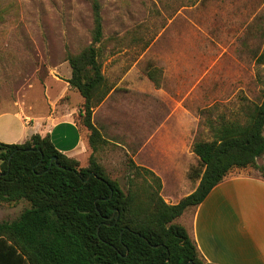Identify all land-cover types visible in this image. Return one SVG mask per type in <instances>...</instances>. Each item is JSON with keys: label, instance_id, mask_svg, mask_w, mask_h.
<instances>
[{"label": "rangeland", "instance_id": "374dc122", "mask_svg": "<svg viewBox=\"0 0 264 264\" xmlns=\"http://www.w3.org/2000/svg\"><path fill=\"white\" fill-rule=\"evenodd\" d=\"M94 1L0 0V114L73 102L66 90L72 74L67 54L92 43ZM97 1L104 33L100 62L112 88L132 69L130 81L149 93L118 87L110 96L117 103L94 109L92 121L106 141L95 156L124 190L135 172L128 166L133 158L162 178L166 202L185 196L195 187L190 175L199 164L193 145L212 141L221 119L233 120L263 101L264 0ZM149 66L160 72L156 93L137 81ZM74 118L84 128L80 110ZM159 131L153 150L146 149L149 135ZM159 146L161 159L151 157ZM247 169L264 175V158ZM28 206L0 203V222L17 219ZM190 216L176 222L189 228Z\"/></svg>", "mask_w": 264, "mask_h": 264}, {"label": "trees", "instance_id": "16d2710c", "mask_svg": "<svg viewBox=\"0 0 264 264\" xmlns=\"http://www.w3.org/2000/svg\"><path fill=\"white\" fill-rule=\"evenodd\" d=\"M93 16L92 43L67 54L68 83L84 100V128L76 123L92 150L88 166L60 152L49 135L0 142V203L29 205L17 219L0 222V264H209L176 220L196 209L231 170L254 167L264 156V98L233 120L221 119L212 127V141L193 145L199 164L190 178L199 184L177 204L163 198L161 178L133 160L128 166L135 172L124 190L95 156L106 141L93 111L113 88L100 62L104 33L97 0ZM146 71L159 86V70Z\"/></svg>", "mask_w": 264, "mask_h": 264}, {"label": "crops", "instance_id": "0c3cea01", "mask_svg": "<svg viewBox=\"0 0 264 264\" xmlns=\"http://www.w3.org/2000/svg\"><path fill=\"white\" fill-rule=\"evenodd\" d=\"M103 73L106 76L104 66ZM131 74L132 69L120 78L117 86H114L102 104L117 103L111 101L110 96L116 92L118 87H127L144 95L149 93L144 88H136L137 83L134 80L130 81ZM145 74L143 79L137 80L138 84L147 82V86L151 87V92L156 93L160 87L148 77L147 71ZM157 78L161 82L160 77ZM66 90L72 96L73 102L64 106L59 103H46V109L42 112L0 114V142L22 144L33 135H49L55 147L64 155L79 162L83 159L86 161L91 151L86 132L78 126L74 118L80 110L83 98H74L78 96V92L70 86L68 81ZM93 124L98 129L95 122ZM157 136H162V133L159 131L149 135L145 143L146 149L149 147L153 150L152 140ZM161 152L160 146L156 147L155 151H149L151 157L159 156L160 159ZM193 155L196 156L194 153ZM130 160H133L137 166L152 170L156 174L152 166L138 165L133 158ZM166 163L176 167L175 163L168 161ZM193 182H195V187L185 196L191 194L198 186L199 180ZM162 184L164 190L163 181ZM185 196L171 195L166 200L168 204H177ZM187 214L191 216L189 222L185 221L189 228L185 227L207 263L264 264V175L258 172L250 173L247 168L231 170L196 209L184 215Z\"/></svg>", "mask_w": 264, "mask_h": 264}]
</instances>
